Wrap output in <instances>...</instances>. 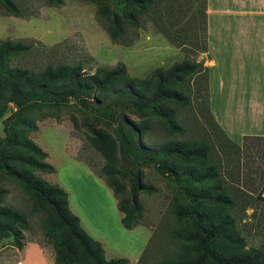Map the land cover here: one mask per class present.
<instances>
[{
  "label": "rangeland",
  "instance_id": "1",
  "mask_svg": "<svg viewBox=\"0 0 264 264\" xmlns=\"http://www.w3.org/2000/svg\"><path fill=\"white\" fill-rule=\"evenodd\" d=\"M153 1L137 24L125 25L129 44L111 40L105 19L97 14L96 0L59 4L16 0L24 17L7 14L0 6V41L9 38L31 45L10 62L42 73L32 79V87L44 82L49 63L55 71L59 65L79 67L80 77L89 82L98 67L121 63L129 77L143 80L140 90L145 97L140 115L124 107H103L78 90V96L69 95L61 86L70 84L66 76L73 78V71L62 69L56 73L61 81L47 93H31L29 105L16 111L13 103L8 104L0 118V159L8 156L10 164L33 177L53 201L19 178L0 172V264L27 240L38 241L54 256L53 240L45 233L48 229L59 235L67 229L59 226L56 214L65 215L66 208L62 194L55 192V185L60 186L55 171L41 168L36 161L54 166L49 152L56 157L61 148L92 171L114 176L123 186L116 201L124 199L121 206L126 215L150 229L146 246L153 252L152 259L172 246L173 232L179 230L191 261L202 254L206 243L225 257L238 254L254 260L256 256L257 264H264V139H247L245 147L237 148L208 112L204 69L208 57L202 52V29L195 34L203 0ZM199 62L202 68L195 66ZM187 66L193 70H186ZM173 70L176 75L163 84L158 114L150 100L160 77ZM54 96L57 102L48 100ZM83 98L89 100L87 106ZM130 121L141 133L142 148H131L125 139ZM32 143L47 156L43 158ZM137 175L142 189L134 200L131 187ZM196 211L203 228L198 227ZM127 242L134 246L137 240L129 237Z\"/></svg>",
  "mask_w": 264,
  "mask_h": 264
},
{
  "label": "trees",
  "instance_id": "2",
  "mask_svg": "<svg viewBox=\"0 0 264 264\" xmlns=\"http://www.w3.org/2000/svg\"><path fill=\"white\" fill-rule=\"evenodd\" d=\"M98 3L97 14L99 17L104 18L106 21V28L111 40L117 42L121 41L124 44H129L125 40L127 23L137 24L139 22L138 16L141 13L150 11L151 5L154 4L153 0H96ZM205 1L203 0V16L196 23L195 34L201 28L202 29V52H207V26H206V13H205ZM51 4H59L61 0H48ZM0 6L4 9L3 11L7 14L15 15L18 17H24L22 10L16 0H0ZM194 34V35H195ZM196 38L198 35H195ZM31 45H24L19 40L14 39H4L0 41V118H2L5 110L8 108L9 103H13L17 108L16 111L24 108L32 102L31 93H47V89L52 86H56L59 81H61V76H57V72L62 69L66 70V73L73 71V78L67 77L66 80L70 84L61 86L62 88L68 89L69 95L78 96L80 93H86L88 98L94 99L96 103H101L103 107H124L129 109L132 113L140 115L139 110H143L145 105L142 103L144 100V93L140 90V85L143 82L142 79L129 77L126 74L123 64H118L113 68L98 67L90 76L91 82L83 79L78 73L79 67H72L69 65H59V71H55L51 63L48 64L49 71L46 74L45 80L42 83L37 84V86L32 87V79L37 76H41L42 73L37 72L35 74L28 67L13 66L11 64V59L23 52H27ZM202 62H199L195 66L200 68L203 67ZM80 66V64H78ZM186 70H193L190 67H186ZM205 88H206V99H207V109L209 110V100H208V67H205ZM159 71V69H157ZM65 73V75H66ZM176 75V71L173 70L165 78L160 77L161 83L158 86L156 94H154L150 103L153 111L161 114L160 109V98L164 96L162 92L163 84L169 82ZM71 85V86H70ZM102 94H105L101 97ZM111 94H116L117 97H110ZM50 101L57 102L59 99L54 97H49ZM84 106H87L89 100L83 98ZM15 111L9 116H12ZM211 115V113H210ZM212 116V115H211ZM213 118V117H212ZM214 120V118H213ZM215 121V120H214ZM216 123V121H215ZM218 126V124L216 123ZM92 133L96 134V130L91 124H89ZM219 127V126H218ZM222 131V129L219 127ZM224 134V132L222 131ZM225 135V134H224ZM230 143H232L237 148L245 147L247 139H264V137H244L242 144H236L232 142L226 135ZM125 139L131 148L140 147L144 145L141 140V133L136 126L135 122H129V127L125 131ZM33 144V143H32ZM33 148L41 153L40 155L44 157L47 156L45 152H42L33 144ZM173 153L175 150H168ZM14 160H17L13 158ZM8 156H4L0 159V172L6 173L15 178H19L24 181L30 188L39 195L46 198L48 202L53 201L51 196L47 193L45 189L39 187L38 182L33 177H27L22 174L21 170L12 166L9 162ZM41 160V159H39ZM36 161V160H35ZM41 168H46L49 171H55L54 166L47 162L36 161ZM113 192L116 199H119L120 193L123 192V186L118 183L114 176H104L103 174H98L93 171ZM173 173V172H172ZM193 174V172H192ZM140 181V176H136L135 183L131 187V192L136 200V194L142 189ZM55 192H59L63 196V203L66 208V214L62 215L58 212L60 224L59 226L67 227V229H62L61 233L54 234V231L48 230L45 235L48 240H53V250H54V261L56 264H129V260L126 257H107L104 246L102 242L92 238L88 235L85 230L81 227L79 218L71 212L66 191L61 187L57 186ZM264 189V186L262 190ZM261 190V192H262ZM46 192V194H45ZM122 198V197H121ZM264 200V198H262ZM124 199L118 200L117 207L121 215V223L127 229H132L138 225L139 221H132L131 216H127L126 212L122 208L121 204L124 203ZM176 202L171 207L172 213H177L175 210ZM54 209L58 210L59 205L54 203ZM68 214V215H67ZM195 214L199 217L198 211ZM200 218V217H199ZM64 224V225H63ZM198 227L202 226V217L198 219ZM181 231L174 230L172 241L174 242L172 246L166 251V249L161 251V256L154 260L152 259V250H150L149 245H147L141 256L139 257L136 264H257L259 258L254 260L249 257L241 256L238 254L232 255L231 257H225L221 252H218L216 248H212L209 244H203V252L200 256L194 258V260L189 259V247L179 237ZM178 234V235H177ZM22 245H20L21 247ZM152 252V253H151ZM237 253V252H235ZM152 260H149V259Z\"/></svg>",
  "mask_w": 264,
  "mask_h": 264
},
{
  "label": "crops",
  "instance_id": "3",
  "mask_svg": "<svg viewBox=\"0 0 264 264\" xmlns=\"http://www.w3.org/2000/svg\"><path fill=\"white\" fill-rule=\"evenodd\" d=\"M209 110L224 134L241 145L244 137H264V0H206ZM50 159L54 180L66 191L81 227L102 242L105 252L136 264L150 229L121 223L108 186L64 148ZM264 198V189L261 192ZM135 237L133 246L127 242ZM2 264H56L36 240H27Z\"/></svg>",
  "mask_w": 264,
  "mask_h": 264
}]
</instances>
